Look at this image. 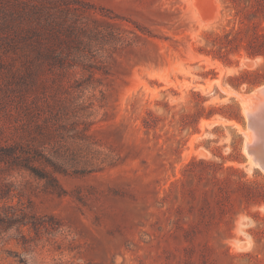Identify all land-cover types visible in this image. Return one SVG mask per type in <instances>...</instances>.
Segmentation results:
<instances>
[{"label":"rangeland","instance_id":"obj_1","mask_svg":"<svg viewBox=\"0 0 264 264\" xmlns=\"http://www.w3.org/2000/svg\"><path fill=\"white\" fill-rule=\"evenodd\" d=\"M70 1L91 68L47 97L55 166L0 162V264H264L242 104L264 83V56L242 46L264 0ZM224 30L230 63L204 52Z\"/></svg>","mask_w":264,"mask_h":264},{"label":"trees","instance_id":"obj_2","mask_svg":"<svg viewBox=\"0 0 264 264\" xmlns=\"http://www.w3.org/2000/svg\"><path fill=\"white\" fill-rule=\"evenodd\" d=\"M75 4L80 2L0 0L1 163L29 168L28 162L42 160L55 166V161L47 155L54 154L58 136V123L50 118L53 104L60 98L66 74L78 68H91L87 59L91 35L72 7ZM262 30L242 45L249 57L264 56ZM212 33L211 43L216 48L204 52L230 63L228 54L239 52L238 36L231 35L230 30ZM245 82L256 85L261 79L249 81L243 77L239 84ZM48 83L52 84L50 90ZM50 95H55L54 102L47 98ZM223 115L232 118L230 114Z\"/></svg>","mask_w":264,"mask_h":264},{"label":"water","instance_id":"obj_3","mask_svg":"<svg viewBox=\"0 0 264 264\" xmlns=\"http://www.w3.org/2000/svg\"><path fill=\"white\" fill-rule=\"evenodd\" d=\"M258 99L245 112L246 127L250 139L245 143V150L254 163L264 171V83L258 89Z\"/></svg>","mask_w":264,"mask_h":264},{"label":"bare ground","instance_id":"obj_4","mask_svg":"<svg viewBox=\"0 0 264 264\" xmlns=\"http://www.w3.org/2000/svg\"><path fill=\"white\" fill-rule=\"evenodd\" d=\"M215 7V6H214ZM214 12V11H213ZM212 15V14H211ZM215 15V14H214ZM200 16V15H199ZM203 18V17H202ZM206 18V17H205ZM212 18H214V17H212ZM207 19V18H206ZM249 63V62H248ZM217 81V80H216ZM261 86V85H260ZM260 86L257 88V89H255L253 92H251V93H249V94H247L246 95V97L244 98V100H243V102H242V104H243V109H244V113L246 112V110H247V108H249L252 104H254L256 101H257V99H258V89L260 88ZM224 91V90H223ZM227 93V92H226ZM240 96H242V93H241V95ZM246 119V118H245ZM248 129V128H247ZM246 130V129H245ZM249 131V130H248ZM247 131V132H248ZM248 134H249V136H248V138H247V141L250 139V131L248 132ZM248 157H249V160L253 163V160H252V158H251V156L250 155H248ZM256 164V163H255ZM257 165V164H256Z\"/></svg>","mask_w":264,"mask_h":264}]
</instances>
